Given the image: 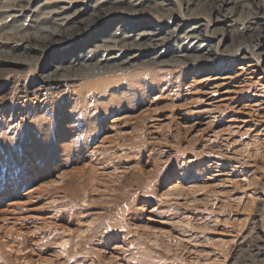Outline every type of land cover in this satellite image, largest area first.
<instances>
[{
	"label": "rangeland",
	"instance_id": "374dc122",
	"mask_svg": "<svg viewBox=\"0 0 264 264\" xmlns=\"http://www.w3.org/2000/svg\"><path fill=\"white\" fill-rule=\"evenodd\" d=\"M12 1L0 0V264H264V44L235 52L236 23L210 38L202 21L210 62L167 55L105 83L85 71L46 83L122 23L26 53L40 41ZM185 7L121 21L164 35Z\"/></svg>",
	"mask_w": 264,
	"mask_h": 264
},
{
	"label": "bare ground",
	"instance_id": "6f19581e",
	"mask_svg": "<svg viewBox=\"0 0 264 264\" xmlns=\"http://www.w3.org/2000/svg\"><path fill=\"white\" fill-rule=\"evenodd\" d=\"M38 3L41 4L33 10V6ZM179 3L180 0H159L154 3L146 0H30L28 3L25 0H14L10 4L7 3L8 6L5 5L4 8L10 11L9 15L13 18V22L21 23L26 18L29 26L24 32L25 35L36 33L35 37L40 41L39 44L33 45L29 42L27 45L26 41H20V45L25 44L26 53L28 51L45 52L47 47L55 46L56 48L61 44L74 41L79 36L81 37L83 32L89 31L101 21L104 24H110L112 21L122 23L114 33L115 36L110 35L101 40V45H94L95 50L91 49L86 53L87 55H80L77 58L81 63L78 68L56 66L55 71L47 75L46 83L69 80L72 78L69 76L71 73H75L73 76L77 78L80 73H83L82 71H85L84 74H88L89 77L92 76L94 80H97V83H105L119 79L132 67L131 63L136 61L143 62L145 66L147 64H166L164 59L160 62L157 60L158 57L167 58V55L178 57L176 63L180 66L185 63L184 60L210 62L212 60L206 56L209 55L212 46L203 45L200 42L202 41L200 29L204 27L202 21H206L207 25L214 28L212 31L206 30L207 35L210 33V38H214L216 34L230 26L231 21L236 23L237 28L230 32L231 40L239 42V47L235 52L240 51V48L246 49V43L253 42V48L247 49L246 52L254 57L258 47L264 44V7L258 0L252 3H247V0H241V2L240 0H184L185 9L190 13V16H183L182 22L177 23L164 35H162L161 28L155 27L146 28L137 34L133 31L131 35H128V31L133 26L138 28L140 25H131V22L127 20L121 21V18H129L127 16L141 17L146 12L164 16V12H168L171 7L179 5ZM231 4H233V8H237L239 5L240 9L238 17L234 20L233 18L237 16L234 9L231 7L225 9ZM207 11L216 14L214 23L202 19L203 12ZM28 14L33 15L28 16ZM243 17L244 19L241 20ZM29 19L31 20L29 21ZM111 26L113 27L112 24ZM183 31L184 34L180 36ZM172 38L176 39L174 44H172ZM226 38L223 36L218 46H221ZM227 52L232 54L231 50H227ZM170 58L173 60L172 56ZM88 90L91 92L92 87H89ZM63 245H68V242H64ZM57 255L62 256V250L58 251Z\"/></svg>",
	"mask_w": 264,
	"mask_h": 264
}]
</instances>
